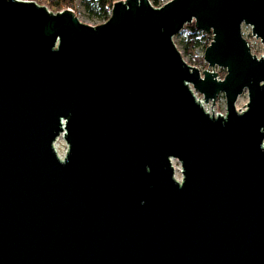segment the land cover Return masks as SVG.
<instances>
[{"label": "water", "instance_id": "1", "mask_svg": "<svg viewBox=\"0 0 264 264\" xmlns=\"http://www.w3.org/2000/svg\"><path fill=\"white\" fill-rule=\"evenodd\" d=\"M192 22L203 71L174 42ZM0 264H264V0H118L97 25L0 0Z\"/></svg>", "mask_w": 264, "mask_h": 264}, {"label": "rangeland", "instance_id": "2", "mask_svg": "<svg viewBox=\"0 0 264 264\" xmlns=\"http://www.w3.org/2000/svg\"><path fill=\"white\" fill-rule=\"evenodd\" d=\"M37 3H43L44 6L47 8L56 11V9L59 8L60 4H62V0H32ZM73 1V8L68 7L75 11L77 17L80 21L83 23L89 24V25H97L100 23H103L106 21L105 18H101L94 13H92L86 6L82 3V0H72ZM169 0H161V5L166 3ZM152 2V1H151ZM159 5V6H161ZM67 9V8H65ZM242 32L245 38L249 41L252 52L256 54L257 56H260L263 54V44L259 38H256L252 35V29L250 26L243 24L242 26ZM191 33V30L189 27L184 26V28L176 35L174 36V42L176 43L178 49L181 51L182 56L184 60L192 65L198 67L201 71L208 68V64L204 61V51L206 47L210 44L212 40V33H205L204 31H201V34L199 35V45L194 50V57H192V54L187 53L186 51V42ZM197 59H202L203 61H198ZM215 71H217L221 78L224 77L226 73V69L222 67L216 66ZM191 88L193 89L196 97L198 99H203V94L199 93L197 90L193 88L191 85ZM249 101V96L247 90H245L238 98L236 102V107L238 111H243L246 109L247 103ZM204 108L210 113L214 115L218 114H226V98L223 93H221L218 98L215 101V104L212 103V101H209L208 103H203ZM55 147L57 150V153L59 156L64 158L66 156V153L68 152L69 146L67 141L65 140L63 135H60L56 141H55ZM172 164L175 167V176L179 178L180 181H182L183 174H182V166L179 160L173 158Z\"/></svg>", "mask_w": 264, "mask_h": 264}, {"label": "trees", "instance_id": "3", "mask_svg": "<svg viewBox=\"0 0 264 264\" xmlns=\"http://www.w3.org/2000/svg\"><path fill=\"white\" fill-rule=\"evenodd\" d=\"M118 0H82V3L88 8L92 13L95 15L105 18L106 20L110 16L109 9L112 7L113 3ZM154 6L161 5V0H151ZM71 7L73 8V1L72 0H62V4H60L59 8L56 9V11H61L65 8ZM190 28L191 33L187 39L186 42V51L189 54H192V57H194L193 53L197 45H199V35L201 34V31L198 30L194 24V22L185 25ZM195 58V57H194ZM198 61H203L202 59H197Z\"/></svg>", "mask_w": 264, "mask_h": 264}, {"label": "built area", "instance_id": "4", "mask_svg": "<svg viewBox=\"0 0 264 264\" xmlns=\"http://www.w3.org/2000/svg\"><path fill=\"white\" fill-rule=\"evenodd\" d=\"M151 1V0H150ZM152 3V2H151ZM153 4V3H152ZM159 7V6H158ZM111 10H112V7L109 9V11H110V14H111Z\"/></svg>", "mask_w": 264, "mask_h": 264}, {"label": "bare ground", "instance_id": "5", "mask_svg": "<svg viewBox=\"0 0 264 264\" xmlns=\"http://www.w3.org/2000/svg\"><path fill=\"white\" fill-rule=\"evenodd\" d=\"M55 148H56V147H55ZM60 157H61V156H60ZM174 168H175V167H174ZM175 178H176L178 181H180L179 178H177L176 176H175Z\"/></svg>", "mask_w": 264, "mask_h": 264}]
</instances>
